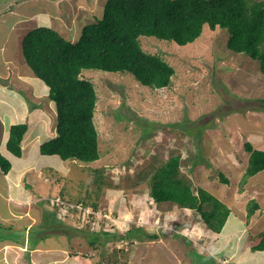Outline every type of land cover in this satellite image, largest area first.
Listing matches in <instances>:
<instances>
[{
  "label": "rangeland",
  "instance_id": "374dc122",
  "mask_svg": "<svg viewBox=\"0 0 264 264\" xmlns=\"http://www.w3.org/2000/svg\"><path fill=\"white\" fill-rule=\"evenodd\" d=\"M106 1L0 0V48L9 41L10 74L17 75L15 65L32 71L22 52L24 35L16 40L20 32L46 25L68 37L75 31L79 38L86 25L103 17ZM230 36L229 29L205 25L202 35L184 46L141 37L146 52L175 69L171 86L163 89L144 86L129 73L83 70L98 94L94 122L101 158L88 164L63 161L41 155L37 146L19 158L2 145L13 166L9 176L34 165L27 168L22 185L36 199L17 205L10 201L0 174V240L28 237L42 251L57 249L58 264H264V253L251 250V237L264 230V171L244 179L249 160L245 143L264 151V74L259 61L227 48ZM18 85L17 93L26 96L28 110H33L36 99ZM177 154L194 191L207 190L231 210L219 235L194 211L156 204L150 197L154 170ZM220 174L228 183H222ZM56 197L93 202L96 215H68L52 205ZM252 200L259 208L248 218ZM24 226L33 228L27 233ZM132 228L142 229L135 236L141 240L118 238ZM105 231L118 239L102 245ZM153 233L159 239L143 238ZM29 244H1L0 264H29L34 255L25 252Z\"/></svg>",
  "mask_w": 264,
  "mask_h": 264
},
{
  "label": "trees",
  "instance_id": "16d2710c",
  "mask_svg": "<svg viewBox=\"0 0 264 264\" xmlns=\"http://www.w3.org/2000/svg\"><path fill=\"white\" fill-rule=\"evenodd\" d=\"M205 25L211 30L229 29L227 48L259 61L264 74V0H107L103 17L86 25L76 42L49 26L27 32L22 40L23 56L35 77L49 88L48 97L57 112V136L39 146L40 154L87 164L98 161L101 151L94 122L98 94L94 84L82 76L83 70L129 73L144 86L170 87L175 69L158 55L146 52L141 37L184 46L196 41ZM27 131L28 123L10 126L5 147L9 153L22 157ZM245 150L249 153L244 173L247 180L264 171V151L250 142L245 143ZM181 167L182 156L177 154L156 168L149 182L150 197L156 204L169 203L194 211L210 231L219 235L231 210L207 190L198 188L195 192ZM11 169V161L0 149V172L7 175ZM220 180L228 183L222 174ZM90 204L96 207L95 203ZM90 204L82 200L73 203L93 209ZM258 208L257 201L252 200L248 218ZM142 232L141 228H132L118 238L141 240L135 236ZM102 234L106 236L102 245L117 238L106 231ZM143 235L146 240L159 239L156 233ZM251 238V250L264 253V230ZM29 246L33 250L35 245ZM193 253L199 256L198 252Z\"/></svg>",
  "mask_w": 264,
  "mask_h": 264
},
{
  "label": "crops",
  "instance_id": "0c3cea01",
  "mask_svg": "<svg viewBox=\"0 0 264 264\" xmlns=\"http://www.w3.org/2000/svg\"><path fill=\"white\" fill-rule=\"evenodd\" d=\"M35 15L37 14H33L32 16H30L29 19H31V17ZM23 35L25 36V33L20 32V35L16 38V40L19 42ZM66 37L67 39H71V41L73 42H76L78 38V36L75 35V31L74 34L72 31L71 35L69 37ZM8 47L9 41H7V44H3L0 48V149L1 151L3 150L2 145L6 147V142L9 137V129L11 125L19 123H28V131L26 132L22 141V149L24 154V152L26 153V151H30L33 146L39 147L42 143L57 136L56 129L54 128V124L56 123L57 112L55 103L51 101L48 97L49 88L45 85L44 82L35 77L32 71L28 70L25 67L26 65H23V67L20 69H18L16 65L13 66L15 67V74L17 75H14L13 72L10 74L8 67L12 61V55L7 52ZM11 81L12 84L14 82H17V85L21 84L22 89L31 91V93L26 94L29 95V99L32 100L34 98L36 99V103H38L36 106L33 107V110H28L30 105L26 101V96H20L17 93V90L21 89V87L18 88L19 85L12 87ZM6 93L12 94V99H10V96H7ZM48 100H50L49 103H47ZM28 167L29 169H32L34 165H28ZM28 167L25 166L23 168H20V173L16 174L15 176H9L10 172L7 175H4L2 172H0V174L3 175L5 178L8 199L14 202L15 204L18 201L19 203H23L24 201L29 200L30 197L32 201H35L36 199L32 191L28 190L22 185V177L29 170L27 169ZM27 190L30 192H28ZM70 203L73 204L72 202ZM67 212L68 215L73 213L76 214L77 212H79L83 216V212L78 209H70ZM59 217L60 216H58V218ZM66 217L69 216L66 215ZM31 228L33 227H29L28 229L25 226L23 227L24 231L26 230L27 233L29 230H31ZM25 238L16 242H13L14 240H11V242H5V239H2L0 240V245L6 243L15 244L17 242H20L21 244H29L30 241H28V237ZM29 251H34V255H32L30 260L31 262L29 264H58L57 262L61 260V254L59 253L60 251L56 252L58 251L57 249L55 251H53V249H47V251H42L39 246L35 245L33 250L27 249V251L25 252ZM10 257L11 256L7 254L6 258L8 260H10ZM66 260L67 259L64 255L62 261L66 262Z\"/></svg>",
  "mask_w": 264,
  "mask_h": 264
},
{
  "label": "built area",
  "instance_id": "2783aa9c",
  "mask_svg": "<svg viewBox=\"0 0 264 264\" xmlns=\"http://www.w3.org/2000/svg\"><path fill=\"white\" fill-rule=\"evenodd\" d=\"M51 203L52 205L58 207L59 209L65 210V211H69V209H78L81 210L83 212V217L86 216L87 218L90 215H96L93 211V209L91 208H83L82 205H73L69 202L64 201L63 199L56 197L55 199H51Z\"/></svg>",
  "mask_w": 264,
  "mask_h": 264
}]
</instances>
